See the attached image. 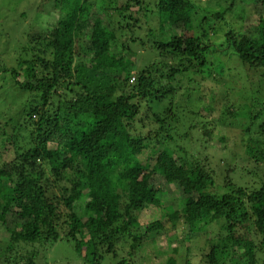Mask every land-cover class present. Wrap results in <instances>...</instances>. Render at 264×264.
<instances>
[{"label":"trees","instance_id":"trees-1","mask_svg":"<svg viewBox=\"0 0 264 264\" xmlns=\"http://www.w3.org/2000/svg\"><path fill=\"white\" fill-rule=\"evenodd\" d=\"M255 1L264 7V0ZM13 2L25 8L16 19L22 32L20 23L30 21V14L47 5L56 10L52 2L60 12L53 23L41 20L42 31L32 34L25 27L28 42L18 69L0 65V74L9 76L24 97L21 124L12 128L14 157L0 166V212L5 217L11 212L19 225L2 222L8 233L3 264H43L45 253L60 241L86 264H101L107 257L113 264H146L144 239L151 237L155 244L162 235L168 250L157 249L155 256L166 255L163 264H264V179L257 178L264 142L253 136L264 137V18L254 34L229 31L220 49L209 36L225 11L203 15L193 0ZM154 16L161 31L167 25L174 35L155 42L156 59L130 82L135 54L128 46L139 41L134 30ZM214 53H228L241 64L250 96L245 112L238 114L226 102L231 93L224 84L227 68L213 60ZM252 76L257 88L250 86ZM209 78L216 87L205 94L202 82ZM197 101L208 102L203 109L209 113L217 111L216 126L240 131L239 144H232L241 154L219 159L223 169H214L200 151L167 146L174 137L190 140L200 126L203 138H213L209 123H197L202 119ZM172 121L176 125L167 127ZM138 161L144 173L135 185L122 172ZM168 181L180 184L178 209L168 205L164 216L140 226L137 215L150 199L161 204L156 195ZM88 217H97L104 228L89 231L83 223ZM166 219L189 227L190 241L210 223L220 230L213 237L203 232L204 249L193 263L191 245L182 247L166 231ZM119 240L129 241L125 255L116 246Z\"/></svg>","mask_w":264,"mask_h":264},{"label":"rangeland","instance_id":"rangeland-1","mask_svg":"<svg viewBox=\"0 0 264 264\" xmlns=\"http://www.w3.org/2000/svg\"><path fill=\"white\" fill-rule=\"evenodd\" d=\"M9 1L10 0H0V65H4L8 68L15 67L18 69L22 65L19 59L22 47L28 42V36L25 35V27L27 26L29 29L28 33L31 32L32 34H34V31L36 30L42 31L41 29L43 27H41V20L47 17V21L53 23L60 11L58 9V5H55L54 2H52V4L56 7V10L52 9V5H47V7L45 6L43 10L30 14V21L24 20L20 23L25 26L24 32H22L20 25H16V19H19V13L25 8L20 7L19 4H15L13 0L10 2ZM22 1L27 2V0ZM94 1H96V4H109V1L111 0ZM118 1H120V3H124L126 0ZM193 2L203 12V15L206 13H220L225 11L223 17L219 20H216V23L214 24L215 32L211 33L209 36L211 44L220 46V49H224L226 46L225 35L229 31L233 32L236 36L242 34H254L258 20L264 18V7L255 0H193ZM114 4L116 5V3ZM33 5H30L28 11H31V7H33ZM132 10H137V8L132 7ZM28 11L25 10L27 13ZM48 12L51 13L49 16H47ZM136 17L138 18L139 22H141V16ZM28 22H30L29 26L27 25ZM141 27V30L136 28L133 33V37L139 41L128 46L129 49H131V51H133L135 54V63L132 64L134 71L132 72L130 82H134L137 78V73L150 65L156 59L157 54L154 50L155 42H158L160 38L169 39L174 35V31H171L167 25L162 31L159 29L156 16L151 17L148 24L145 23L144 25H141ZM177 31L179 32V30ZM149 36L150 38H148ZM127 51L128 50H124V53L127 54ZM212 58L215 62L216 59L218 61L220 60V62H222L227 68L225 74L226 81L224 80V84L225 87L231 89V93H229L230 95L227 97L228 99L226 102L234 104L235 110H237L238 114L245 112L246 107L250 105V96L245 93V91L248 89V86L245 82L246 75L244 70L242 71L241 69V64L235 56L232 57L228 53L221 56L217 53H214ZM23 68H26V66L23 65ZM1 77L3 78V73L0 74V78ZM256 77L257 76H252V80H254L250 85L252 88H257L258 86V83H256ZM133 78L135 79L133 80ZM154 79L156 81L158 79V75H156ZM214 83L215 82H213L211 78H209L207 82H202V92L207 94L208 91L209 93L212 88L216 87ZM23 101L24 97L21 96L18 87L14 84L12 79L9 76H4V78L0 80V166L10 162L14 157V146L11 140L13 134L12 128L16 127L19 129V125L22 121L20 105ZM207 103L208 102H204L200 104L197 101V104H200L198 112L202 117V119L200 117L197 118V123L200 121L209 123V128L214 132L213 138L211 140L203 138L200 126L198 127V131L194 133L195 135L191 136L192 138L190 140H183L181 137H174V141L167 143V146L170 150L177 149V146H183L188 148V151H200L202 152V155H207L211 159L214 169L215 166L219 169H223V164L225 163H218L219 159L222 157H228L227 159L230 160L233 155L241 154V149L238 146L235 147V144H232L234 140H236V142L238 141L240 131L234 126H230L229 128H224L220 125L216 126L218 113L216 110H213L212 113H209L207 110ZM203 107H206L207 109H203ZM172 122H170L167 127H174L176 125L175 121ZM166 123H168V120ZM220 135H224L225 141H218ZM253 136L254 138L258 137L259 140H262L261 142H264V137H261L256 133H254ZM237 143L239 144V141ZM227 145L229 146L225 148ZM234 158L236 159L237 157ZM144 159L145 154L138 156V160L141 162V164H144ZM139 161L131 167L133 168L132 170H129L126 173L122 172V177L131 178L135 185H138V181L142 179L144 173L143 171L141 172L139 170L141 165ZM47 171L49 174H51L50 169H47ZM220 171L221 170H217L216 173H219ZM257 178L264 179V164L259 165ZM179 185L180 184L178 182L168 181L166 183H162L160 186L161 191L156 195L161 201V204L157 206V204L153 203L151 199L149 200L150 204L148 207L137 215L140 226H144L147 223L153 222L154 220L159 219L162 215L164 216V214H166V210L164 209L168 205H171L176 210L178 209V203H181L182 201V194ZM54 193L55 196H60V192L54 191ZM51 197H53V195H51ZM80 198L83 199L86 198V196L84 195ZM65 204L68 207L71 206V203L67 204V202H65ZM194 207L195 206L192 208L194 209ZM2 214L3 213L0 212V247H2V250H0V264H3V260L1 259L3 256V245L6 244V241H8V233L6 231V227L2 226V222L5 220L8 227L19 226L16 223V219L13 218V214L11 212L6 217ZM83 223L84 226H87L89 231L102 230L104 228V225L98 221L97 217L85 218ZM87 228L84 227V230L88 231ZM140 229L142 230V227H140ZM219 230V225H217L215 222L210 223L206 226L204 231L200 230L198 234H195L199 237L198 239H192V241H190L189 227L184 225L182 221L174 223L173 221L171 222L166 219V231L169 232V234H175L179 240V244L182 247L186 248L189 244L191 245L192 251L190 256L193 263H198L200 261L202 254L201 250L204 249L206 236L213 237L219 232ZM203 232H207V235H203ZM128 243L129 241L123 242L121 240L116 243L117 247H120L121 249L123 248V251L120 253L121 255H125V252L128 250ZM144 243L145 251L148 257H150L149 261L146 260L147 262L145 261V263L163 264L164 260L166 259V255H163L162 258L157 259L155 255L157 249H160L161 251L168 250V240L166 239V236L162 235L159 238H156L155 244L152 242L151 237H146L144 239ZM145 251L142 253L144 254ZM45 257L47 259L43 262V264H86L76 255L70 244L65 241H60L56 243V245H54L51 249H48V251L45 253ZM177 257L181 260L183 259L180 256ZM101 264H113V262L110 260V257H107Z\"/></svg>","mask_w":264,"mask_h":264},{"label":"built area","instance_id":"built-area-1","mask_svg":"<svg viewBox=\"0 0 264 264\" xmlns=\"http://www.w3.org/2000/svg\"><path fill=\"white\" fill-rule=\"evenodd\" d=\"M134 80V79H133Z\"/></svg>","mask_w":264,"mask_h":264}]
</instances>
